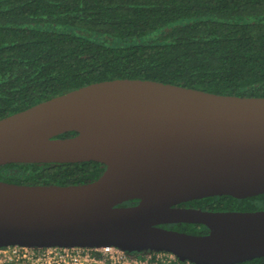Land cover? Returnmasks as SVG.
Returning a JSON list of instances; mask_svg holds the SVG:
<instances>
[{"label":"water","instance_id":"1","mask_svg":"<svg viewBox=\"0 0 264 264\" xmlns=\"http://www.w3.org/2000/svg\"><path fill=\"white\" fill-rule=\"evenodd\" d=\"M90 161L103 172L85 184L0 181V247L112 246L192 264L264 257V210L178 206L264 194V97L114 79L0 119V167ZM182 223L208 232L161 227Z\"/></svg>","mask_w":264,"mask_h":264},{"label":"trees","instance_id":"2","mask_svg":"<svg viewBox=\"0 0 264 264\" xmlns=\"http://www.w3.org/2000/svg\"><path fill=\"white\" fill-rule=\"evenodd\" d=\"M114 79L264 97V0H0V119ZM102 172L92 161L7 164L0 181L80 185ZM178 206L251 212L264 210V194ZM161 227L208 232L197 224ZM238 264H264V257Z\"/></svg>","mask_w":264,"mask_h":264},{"label":"built area","instance_id":"3","mask_svg":"<svg viewBox=\"0 0 264 264\" xmlns=\"http://www.w3.org/2000/svg\"><path fill=\"white\" fill-rule=\"evenodd\" d=\"M0 264H192L164 251L102 247H0Z\"/></svg>","mask_w":264,"mask_h":264},{"label":"flooded vegetation","instance_id":"4","mask_svg":"<svg viewBox=\"0 0 264 264\" xmlns=\"http://www.w3.org/2000/svg\"><path fill=\"white\" fill-rule=\"evenodd\" d=\"M125 205V204H124ZM126 205H129V203H126Z\"/></svg>","mask_w":264,"mask_h":264}]
</instances>
